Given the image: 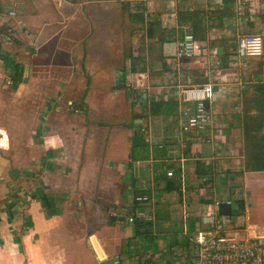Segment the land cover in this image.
Returning <instances> with one entry per match:
<instances>
[{
    "label": "crops",
    "instance_id": "crops-1",
    "mask_svg": "<svg viewBox=\"0 0 264 264\" xmlns=\"http://www.w3.org/2000/svg\"><path fill=\"white\" fill-rule=\"evenodd\" d=\"M243 1L239 12L232 0L208 10L202 0H0V264H98L101 252L121 264L184 263L200 205L233 200L237 177L252 172L241 141L251 76L210 66L232 54L239 35L264 36V0ZM173 11L189 28V16L203 12L199 56L172 58ZM205 79L215 145L202 131L180 150L177 110L151 116L149 106ZM137 130L147 146L130 154ZM197 161L208 167L203 176ZM170 169L185 190L176 179L167 190ZM140 189L152 201L134 208L154 218L150 234L136 235L124 217ZM240 225H231L239 236L260 232Z\"/></svg>",
    "mask_w": 264,
    "mask_h": 264
},
{
    "label": "built area",
    "instance_id": "built-area-1",
    "mask_svg": "<svg viewBox=\"0 0 264 264\" xmlns=\"http://www.w3.org/2000/svg\"><path fill=\"white\" fill-rule=\"evenodd\" d=\"M145 2H159L166 0H143ZM177 1V0H172ZM179 1V0H178ZM204 9L224 6V0H202ZM233 10L244 11L247 7L243 0H232ZM264 11V7L260 8ZM14 11H8V16L13 17ZM174 22L168 28V34L174 49L171 56L175 61L190 59L200 55L201 47L197 39L191 33V29L179 25L176 22L175 12H170ZM7 34H11L10 27L6 28ZM263 37L260 34H241L235 41V49L228 59V66L243 69L245 60L248 58L260 57L263 52ZM210 66L218 68L220 65L216 57H212ZM177 128L173 137L174 142L180 150L186 149L185 140L193 133L206 131L203 137L204 142L211 146L215 145L213 126L214 90L211 81L207 80L201 85H180L177 90ZM72 103H68L71 108ZM141 132L144 127H140ZM165 175L174 176L180 184V189L185 190L186 185L181 173H174L172 169L166 170ZM136 203L149 204L152 201L146 192L134 196ZM225 201L231 205V200L212 198V202L200 205L199 226L190 235V241L194 251L188 256L183 264H264V236L244 237L239 236L238 229L231 227L230 215L218 214L217 205ZM129 208H127V211ZM151 209L142 207L134 208L127 213L124 220L132 223L134 220L144 219L153 221ZM238 228V227H236Z\"/></svg>",
    "mask_w": 264,
    "mask_h": 264
},
{
    "label": "trees",
    "instance_id": "trees-1",
    "mask_svg": "<svg viewBox=\"0 0 264 264\" xmlns=\"http://www.w3.org/2000/svg\"><path fill=\"white\" fill-rule=\"evenodd\" d=\"M203 19V12L195 11V13L191 14L188 18L190 23V29L192 35L196 37L202 36L201 26ZM138 21H143L140 15H137ZM144 22H146L144 20ZM148 23V22H146ZM230 53L224 54L220 58V67L227 68L228 59ZM254 60L253 65L251 67V71L248 74L250 75L249 88L252 92L251 97L246 101L244 99V106L241 110V131H242V148H243V164L244 168L247 171L252 172H264V41H263V52L260 57L248 58L245 60V68H243V72H247L249 66V61ZM12 70L15 72L13 76V80L17 81L19 66L15 63L12 65ZM123 80V77L122 79ZM120 80V81H121ZM206 79L202 81L205 83ZM201 83V84H202ZM245 96V95H243ZM178 102L174 100L168 101H153L151 102L148 114L151 116H155L158 114H169L170 112L177 110ZM251 111V112H250ZM250 112V113H249ZM144 134L139 132L138 130L130 137L129 140V151L130 154L137 149L138 147L145 149L147 146V142L144 139ZM196 174L198 176H203V174L207 173V165L203 162H196ZM175 177L170 176L167 177L166 185L167 190H170L172 187V182ZM143 191L142 189L138 191H134L133 198L135 195ZM147 193V192H146ZM148 194V193H147ZM244 198L240 196H236L233 200H231V213L233 214H241L244 212ZM136 201L130 206L126 213H130L131 210L136 206ZM230 213V214H231ZM133 229L136 235L139 234H150L152 223L150 221H146L144 219L134 220L132 223Z\"/></svg>",
    "mask_w": 264,
    "mask_h": 264
},
{
    "label": "rangeland",
    "instance_id": "rangeland-1",
    "mask_svg": "<svg viewBox=\"0 0 264 264\" xmlns=\"http://www.w3.org/2000/svg\"><path fill=\"white\" fill-rule=\"evenodd\" d=\"M262 37L264 39V36ZM253 62L254 60L249 61L250 69L248 68L247 75L252 70ZM251 94V91H247L245 96H243V100L245 99L247 101L251 97ZM65 114L69 116L67 112ZM234 187L236 190L235 196L244 198V212L236 215L231 213L230 225L239 221L243 227L246 226L249 228V231H260L258 236L264 235V172H249L244 178L240 175L235 180Z\"/></svg>",
    "mask_w": 264,
    "mask_h": 264
},
{
    "label": "water",
    "instance_id": "water-1",
    "mask_svg": "<svg viewBox=\"0 0 264 264\" xmlns=\"http://www.w3.org/2000/svg\"><path fill=\"white\" fill-rule=\"evenodd\" d=\"M217 212L218 214L230 215V204L225 201L219 202L217 205ZM97 260L98 264H121L118 256L110 255L105 257L102 252L100 256L97 255Z\"/></svg>",
    "mask_w": 264,
    "mask_h": 264
}]
</instances>
